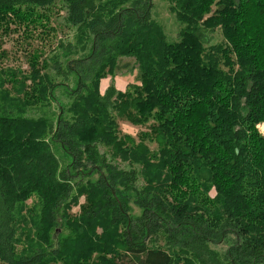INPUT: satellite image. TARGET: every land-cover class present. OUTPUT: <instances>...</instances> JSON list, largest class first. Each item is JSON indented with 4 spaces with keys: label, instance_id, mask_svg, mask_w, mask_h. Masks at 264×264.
I'll list each match as a JSON object with an SVG mask.
<instances>
[{
    "label": "trees",
    "instance_id": "obj_1",
    "mask_svg": "<svg viewBox=\"0 0 264 264\" xmlns=\"http://www.w3.org/2000/svg\"><path fill=\"white\" fill-rule=\"evenodd\" d=\"M151 1L0 0L85 35L0 99V264H264V0H170L174 42ZM123 119L153 123L136 143Z\"/></svg>",
    "mask_w": 264,
    "mask_h": 264
},
{
    "label": "rangeland",
    "instance_id": "obj_2",
    "mask_svg": "<svg viewBox=\"0 0 264 264\" xmlns=\"http://www.w3.org/2000/svg\"><path fill=\"white\" fill-rule=\"evenodd\" d=\"M151 2L154 5L152 11L153 19L164 26L169 39L174 42L178 39L180 28L174 15L169 11L170 0H152ZM22 12L23 16L28 18V16L24 14V11ZM15 17L16 15L13 14L5 17L0 16V99L9 88L10 94L15 96L16 92L13 89L14 87H11L9 84V81H13L17 78L21 80H23V77L27 78L31 74L30 62L35 60L34 57H39V67H41L45 62L51 65V60L57 56L66 61V59H80L83 54L81 49L84 46L79 43L80 36H82L84 40L85 35L81 33L79 36L80 32L78 28L67 23L65 5L57 3L50 9L36 10L34 16L29 20L24 19L23 22ZM35 18L39 19L33 21L32 19ZM45 30L50 32L44 34ZM206 36L212 45L220 43L223 40L220 30L210 32L208 29ZM61 43H63L62 47L60 45ZM68 45L71 46L70 51L67 49ZM124 62L129 61L124 60ZM131 66L134 67L133 64H131ZM136 76V70L131 72L124 70V72L118 74L116 77L109 76L102 81V93H105L110 85H115L117 90L126 92L128 91V86L139 85ZM29 115L32 117H39L41 115L43 116L44 113L33 110ZM151 123H153V121L145 126H140L127 119L120 120L121 134L128 135L134 138L136 143H139L137 140L138 134L141 131H150L148 127ZM257 130L258 133L264 137V123L257 125ZM149 145L152 149H156L157 143L153 142V144ZM99 149L100 153L110 151V155L112 156V152L107 145L101 144ZM120 161V159H117V162L122 168H130L127 163H122ZM140 167L142 168L143 166L139 165L137 168L140 169ZM211 196H215L214 191H212ZM33 202H35V199L29 201L31 204ZM73 213L78 214L79 208L75 207ZM19 240H21L20 236ZM18 246L21 247V245ZM228 246L229 244H223L217 245L214 248L220 253H223L228 249ZM56 248L55 246V249ZM57 263L64 264L63 261H57Z\"/></svg>",
    "mask_w": 264,
    "mask_h": 264
}]
</instances>
